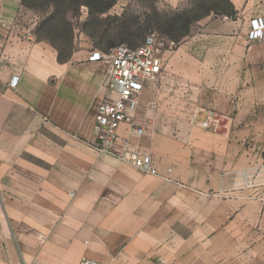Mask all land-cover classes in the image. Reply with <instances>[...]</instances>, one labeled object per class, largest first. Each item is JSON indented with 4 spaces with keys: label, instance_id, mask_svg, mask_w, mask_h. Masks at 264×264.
<instances>
[{
    "label": "crops",
    "instance_id": "1",
    "mask_svg": "<svg viewBox=\"0 0 264 264\" xmlns=\"http://www.w3.org/2000/svg\"><path fill=\"white\" fill-rule=\"evenodd\" d=\"M228 1V24L168 51L141 93L144 136L118 130L151 152L148 176L94 147L104 67L89 51L58 62L18 31L21 0H0V264H261L264 230H236L230 175L238 141L264 136V43L247 40L264 0ZM198 107L222 119L192 123Z\"/></svg>",
    "mask_w": 264,
    "mask_h": 264
},
{
    "label": "rangeland",
    "instance_id": "2",
    "mask_svg": "<svg viewBox=\"0 0 264 264\" xmlns=\"http://www.w3.org/2000/svg\"><path fill=\"white\" fill-rule=\"evenodd\" d=\"M106 1L112 2V5L103 14H95L88 7L80 6L77 12H71L66 17L62 16L63 18L59 15L53 21L54 25L64 27L63 23H67L71 27L72 40L69 46L65 45L67 53L92 49L108 50L118 45L133 47L141 44L147 36L154 35L160 44L159 53L164 62L168 51L174 50L180 43H174L168 50V19L175 14L194 9V15H202L208 10L206 16L190 23L188 35L182 41L213 33L214 28L222 29L233 16L226 13L229 8L224 0ZM21 7L22 12L16 22L17 29L21 34L37 40L35 30L48 12L30 10L22 4ZM44 43L49 45L46 41ZM59 43L62 41L58 38ZM256 110L257 115L262 114L264 118V107ZM216 117L218 120L222 119L220 116ZM237 149L236 168L230 175L231 187L233 186L232 191L242 197V208L244 210L247 207V216L243 212L237 217L236 230H264V136L260 139L239 140ZM250 211L251 218L248 216ZM252 256L254 260L264 264V250H254Z\"/></svg>",
    "mask_w": 264,
    "mask_h": 264
},
{
    "label": "built area",
    "instance_id": "3",
    "mask_svg": "<svg viewBox=\"0 0 264 264\" xmlns=\"http://www.w3.org/2000/svg\"><path fill=\"white\" fill-rule=\"evenodd\" d=\"M247 40L264 43L262 17L250 19ZM173 45L174 43L169 41L168 50ZM159 46L154 35H151L133 48L118 45L106 51L92 49L87 56V62L98 63L104 67L103 86L113 94L108 102H103L96 108L92 129L95 149L148 176L158 175L151 152L141 145L129 146L128 142L120 137L118 130L121 126H126V131L131 137L140 139L144 136V128L138 123L136 115L141 93L149 83L160 76L164 67ZM17 82L16 77L12 78L10 86L15 87ZM202 115H205V118L200 120ZM217 121L218 118L212 109L198 107L192 114L191 122L209 128ZM80 264L96 263L81 260ZM155 264H165V262L158 259Z\"/></svg>",
    "mask_w": 264,
    "mask_h": 264
},
{
    "label": "trees",
    "instance_id": "4",
    "mask_svg": "<svg viewBox=\"0 0 264 264\" xmlns=\"http://www.w3.org/2000/svg\"><path fill=\"white\" fill-rule=\"evenodd\" d=\"M224 3L229 8V11L226 13L228 15L232 14L233 10L229 1L224 0ZM21 4L23 7L30 10L48 12V15L43 17L39 22L34 34L37 41H46L56 51L58 62L64 63L68 61L70 55L72 54V52H66L65 46H69L71 43L72 30L70 25L67 23H63L64 27H61L54 25L53 21L57 19L59 15H61V17H66L67 14H70L71 12H77L80 6L88 7L95 14H103L110 8L112 2H108L106 0H21ZM194 11V9H191L180 12L175 14L171 19H168V39L171 42H181L182 39L188 35L190 23L197 21L202 16H206L208 14V10H206V12L202 15H194ZM178 29L181 30L179 31ZM176 32H178V34H174ZM57 37L62 41V43L58 44ZM65 42L67 43L65 44ZM106 50L107 49L104 51Z\"/></svg>",
    "mask_w": 264,
    "mask_h": 264
}]
</instances>
